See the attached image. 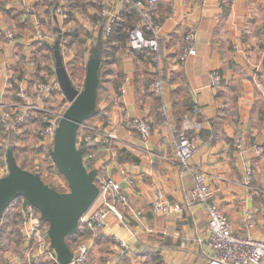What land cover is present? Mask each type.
I'll return each instance as SVG.
<instances>
[{"label":"crops","instance_id":"1","mask_svg":"<svg viewBox=\"0 0 264 264\" xmlns=\"http://www.w3.org/2000/svg\"><path fill=\"white\" fill-rule=\"evenodd\" d=\"M49 1L0 0V112L6 105L22 106L13 100L18 92L34 95L29 89L34 86V62L41 58L37 43L53 45L51 33L70 24L54 13L55 9L65 13L70 0H55L53 6ZM106 1L117 8L124 5L123 0ZM157 3V20L160 11L169 12L159 23L160 61L138 58L128 45L119 46L107 58V73L98 89L94 167L99 177L112 178L128 199L99 227L100 235L117 246L101 251L94 236L87 239L93 245L83 264H206L212 253L207 212L190 198L195 169L214 191V203L232 232L264 240V0H234L230 5L221 0ZM70 9L75 19L82 13L78 7ZM191 27L196 53L183 58L184 35ZM75 53L81 55L78 50L64 52V61L75 58ZM213 71L222 77L217 88L210 85ZM156 79L162 82L161 94L152 90ZM183 95L192 98L196 110L193 105L179 124L172 102L180 104ZM23 96L26 102L31 99ZM49 98L60 113L68 105L61 92ZM141 118L151 127L146 141L132 123ZM180 131L194 138L197 146L184 164L176 151ZM254 146L262 151L256 152ZM248 168L253 170L250 183L245 177ZM159 193L177 210L154 213L150 205ZM20 231L24 252L14 251L13 243L2 239L0 264L10 260L49 264L27 255L28 239Z\"/></svg>","mask_w":264,"mask_h":264},{"label":"built area","instance_id":"2","mask_svg":"<svg viewBox=\"0 0 264 264\" xmlns=\"http://www.w3.org/2000/svg\"><path fill=\"white\" fill-rule=\"evenodd\" d=\"M223 5H230L234 0H221ZM143 17L144 29L132 27L128 32V45L132 50L148 49L152 53L153 61L159 62L158 56V40L160 39V26L154 20L153 9L157 5V0H137L134 4ZM119 20V19H117ZM143 28V26H142ZM148 33V34H147ZM9 39L13 36L10 32L6 33ZM196 35L194 29L189 28L184 36L186 49L182 56L183 58L189 55H195L196 51L193 47ZM2 54L0 51V63L2 62ZM222 83V77L217 71L211 72L210 85L212 88H217ZM152 90L157 93H162V82L156 79L151 83ZM193 111L196 110L194 105ZM2 112V111H1ZM0 112V113H1ZM20 115H16L11 119L3 120V126L6 130L14 128L18 123ZM62 115V114H61ZM59 116V119L61 117ZM58 118V117H57ZM53 118L48 121L45 129L44 141H49L53 144L54 131L59 119ZM15 121V122H14ZM132 123L138 131L143 141L148 140L151 127L146 119H133ZM84 129L83 140L97 141L98 131L94 127L89 126L88 123L82 125ZM239 147V140L235 143ZM196 143L194 138H189L185 132L180 131L178 134L177 142V155L181 163H186L187 159L195 152ZM256 152L260 153L262 148L254 146ZM89 159L93 156L89 155ZM6 167L0 166V178L7 174ZM193 187L190 191V198L195 203L201 204L205 207L208 217V238L207 242L212 250V253L206 264H260L264 257V240L246 236H238L234 234L228 224L227 218L220 207H218L213 200L214 191L206 184L204 174L195 169L192 172ZM253 176V170L248 168L246 171V183H250ZM99 189V195L95 200L92 207L80 217L79 227L85 226L93 229L100 227L104 223V218L107 214H118L117 205H127V196L124 195L119 185L110 177H99L96 175L94 181ZM130 185L132 181L128 182ZM22 219L20 228L23 235L28 239L29 248L27 255L35 254L42 259H46L49 264H60L57 261L55 251L50 247V242L47 236L48 226L43 220L39 212L34 210V207L27 203L22 204ZM151 210L156 214H168L170 211L177 210L175 206L169 205L165 202L159 193L156 199L151 203ZM93 245V241L82 240L80 241L74 251H72L71 264H83L86 261L88 251ZM124 243H120L123 247ZM8 264H16L15 260L8 261Z\"/></svg>","mask_w":264,"mask_h":264},{"label":"water","instance_id":"3","mask_svg":"<svg viewBox=\"0 0 264 264\" xmlns=\"http://www.w3.org/2000/svg\"><path fill=\"white\" fill-rule=\"evenodd\" d=\"M54 57L56 80L68 106L55 128L49 155L66 180L68 191L59 193L46 185L37 174L20 168L9 150L5 156L8 172L0 178V220L14 200H27L48 226L47 236L57 261L71 264L73 256L66 239L77 232L80 217L92 207L99 195L94 182L97 174L85 167L76 138L79 127L96 112L100 58L98 54L90 56L83 86L77 90L63 65L58 43L55 44Z\"/></svg>","mask_w":264,"mask_h":264},{"label":"trees","instance_id":"4","mask_svg":"<svg viewBox=\"0 0 264 264\" xmlns=\"http://www.w3.org/2000/svg\"><path fill=\"white\" fill-rule=\"evenodd\" d=\"M134 1H136V0H133L131 3L126 4L124 6V9H122L120 11V14H121L120 19L117 22H115L114 24H111L109 32H107V31L105 32L106 28H105V23L103 21H100L98 23L97 35L95 37V40H94L95 42L93 44V48L91 49V55L90 56H92L94 54H98L99 58H100V65H99V69H98L99 86L102 83V81L104 80L105 75L107 73V70H106L107 58L109 56L113 55V52L116 51L119 46L125 47L126 45H128V31L134 25H139L140 27L143 26V29H144L143 17L140 13V10L134 5ZM54 2H55V0H52L51 2L49 1L50 6H51V4H52V6L55 5ZM157 5H158V3H157ZM95 14H93L92 16H93V19L97 21ZM168 14H169L168 11H165V10H163L162 12L160 11L158 20L156 19L158 21V23H161L163 18L165 16H167ZM153 16H154V14H153ZM54 31H55L54 44L45 46L41 42H38L37 48L42 50L43 57H45L48 61H50V59L54 60V68H55V57H54L55 43H58V49H59L60 53L62 54L61 47H62V44L64 42H63V36H62V33L60 32V30H58V31L54 30ZM86 41H87V39L82 37L81 43L85 44ZM160 43H161V40L159 39L158 44L160 45ZM129 49L138 58H145L146 57L149 60V58H152V56H153L152 53L148 49L132 50L130 47H129ZM85 51L86 50L81 52L82 56L86 53ZM158 55H159V59H160L161 54H160L159 47H158ZM152 63H154V62H152ZM66 71H67V74H68V77L70 79L71 84L77 90H81V88L83 86L84 78H85V72H86L85 62H81L80 66L75 68V69L73 66V68L70 71L69 70H66ZM156 77H158V76L156 75L154 78H156ZM75 80L77 82H75ZM193 105H194V103L192 101V98L188 97L186 95L182 96V100H181L180 104L172 102L173 115L179 124L183 120L182 118L184 117V115L191 111ZM98 115H99V112L96 110L95 114L90 119L86 120L82 125H84L85 123H88L90 126H92V124H93L92 122L95 119H97ZM82 125L79 127V129L77 131L76 145H77V148L82 151L83 163H84L85 167L87 168V170L88 171H94L96 174H98V171L94 167V163H95V159H96L95 153H96L99 145H98L97 141H86L85 142L83 140V133L82 132L84 129H82ZM2 126H3V120L0 117V129H1L0 133L2 135H4L3 131L4 132H7V131L10 132L11 131V129L10 130H6V129L3 130ZM8 134H13V132L8 133ZM19 142H22V141H19ZM42 146L45 149V159L44 160L46 161V164L45 165L39 164V169L37 168L36 170H31V169L26 168L25 162H26L28 156H31V158L33 159L36 156L42 154L41 149H36L35 147H33L34 149L33 148L27 149L26 147L19 149L18 145H14V146L11 145L5 151L2 149V147H0V156H4V158H5L7 152L9 150H11L13 153V156L15 158V161L20 168L37 174L46 185H48L51 189H53L59 193H63V192L68 191V186H67L66 180L57 171V169L54 166V164L50 158V155H49L50 151L52 150L53 144L48 143V145L43 144ZM15 151H16V153H15ZM89 155H92L93 158L89 159L88 158ZM4 162L6 163V160H4ZM44 175H46L47 177H45ZM53 175H55L56 177L61 179V183H62L61 186H57L56 184L51 182V180H49L50 179L49 177H51ZM27 203H28L27 200H25L23 198H18L16 200H14L11 203V205L7 208L4 216L0 220V240H2V239H8V241L10 240L11 243H13V249L16 252H19V251L22 252L23 251V248L21 245L22 241H21V231L19 228V224H20V220H21L20 218L22 215V208H23L22 204L25 205ZM34 210L36 212H38V210L35 207H34ZM100 231H101V228H99V227H94L93 229H91V228H88L85 226H80L74 235H72L66 239V243H67L68 247L70 248V250L74 251V248L76 247V245L80 241L87 240V239L92 238L94 236V238L96 239V242H97L96 243L94 241V244H97V246H99V249L101 251H106L108 249L107 246H109L111 244V239H108L105 237L103 238L102 235H100V233H99Z\"/></svg>","mask_w":264,"mask_h":264},{"label":"rangeland","instance_id":"5","mask_svg":"<svg viewBox=\"0 0 264 264\" xmlns=\"http://www.w3.org/2000/svg\"><path fill=\"white\" fill-rule=\"evenodd\" d=\"M86 1L89 4L81 0H70L68 2L69 8L67 7L68 9L66 10L65 13L64 11H62V9H60V11L55 9V12H54L59 15H62V17H64L63 18L64 22L69 21L68 23H70L66 27V29L61 30L59 27V30L62 33L63 42H64L61 47L62 62L66 70H69V71L73 68V66H74V69L79 67L81 62H85V64H87V61L90 58L89 56L91 55V49L93 48V44L95 42L94 41L95 37L97 35L98 23L100 21H103L105 23V28H106L105 32L106 31L109 32L111 24H114L115 22L118 21L117 19H120V16H121L120 11L124 9V6L126 4L131 3L133 0H123L124 5L118 7L121 9H118L113 4L108 3L106 0H96V2L94 3L91 2V0H86ZM136 1H134V4ZM141 1H144V0H141ZM71 6L78 7V9H80L82 12L81 14L77 16L76 19H75L74 14L70 13ZM90 7L92 8V10H90L91 13L88 14L86 10L89 9ZM156 8L157 6H155L152 11V13L154 14V17L152 18L154 22L156 21L158 23V21L156 20L157 19L156 18ZM93 14L96 15L95 17L97 18V21L93 19V16H92ZM159 26L161 29L162 27L160 24ZM133 27H138V28L143 29L139 25H134ZM51 34L55 37V31H53ZM53 36H52V39L54 40ZM82 37L87 39V41L85 42L86 44L81 43ZM74 42L76 44H74ZM36 49H37V52L40 50L38 48ZM74 50H78L80 52H83L84 50H86L85 57H81V55L76 57L77 53H75V58H72L70 61H67V62L64 61V52L73 53ZM40 55H41L40 60H38V62H34L35 69H34L33 81H32V85L34 86L30 88L31 90L29 89L31 94L34 93V95H30L27 91H25L22 95L20 94V92H18L19 97H13V100H14V103L22 104V106L18 108H14V106L16 107L15 104H13L12 106L6 105L4 106L3 111L0 113V117L4 121H6V119L12 120L13 116L21 114L18 123L14 125V128L11 129L10 132L3 131L4 135L0 133V147H2L4 151L8 149L11 145L13 146L18 145L19 149H22L25 147L27 149H30V148L35 147L36 149L42 150V154L36 156L33 159L31 158V156H28L25 162L26 168L31 169V170H36L37 168L39 169V164L40 165L46 164V161L44 160L45 159V149L43 148L42 145L44 141V135H46L45 129L47 127V123L48 121H51L53 118L58 117L57 119H59V116L63 113L64 109L66 108V107L63 108L60 113L59 106L58 107L55 106L57 108L52 107V104H51L52 98H49V97H53L54 93L61 92L58 86L57 80H56V76H55L54 60L50 59V61H48L45 57H43L42 50H41ZM14 67L16 66L14 65ZM75 82L77 81L75 80ZM25 93L27 96L31 97V99L28 102L22 99V97L24 98L23 95H25ZM92 127H94L96 131H98L95 125L92 124ZM2 129L3 130L5 129L4 126H2ZM11 132H13V134H8ZM19 141H22V142H19ZM4 160H5L4 156H0V166L2 167H6V163L4 162ZM44 176L47 177L46 175ZM49 178H50L49 180H51V182H53L57 186L62 185L61 179L56 177L55 175ZM22 218L23 217L21 215L20 219ZM116 246L117 245L115 244V242L112 243L111 241V244L107 246V248L113 249Z\"/></svg>","mask_w":264,"mask_h":264}]
</instances>
